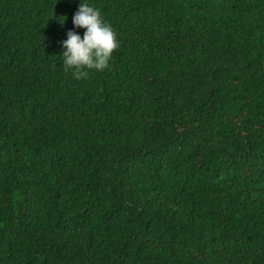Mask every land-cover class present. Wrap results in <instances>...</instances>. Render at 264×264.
Returning a JSON list of instances; mask_svg holds the SVG:
<instances>
[{"label": "trees", "instance_id": "trees-1", "mask_svg": "<svg viewBox=\"0 0 264 264\" xmlns=\"http://www.w3.org/2000/svg\"><path fill=\"white\" fill-rule=\"evenodd\" d=\"M0 264H264V0H0Z\"/></svg>", "mask_w": 264, "mask_h": 264}, {"label": "clouds", "instance_id": "clouds-1", "mask_svg": "<svg viewBox=\"0 0 264 264\" xmlns=\"http://www.w3.org/2000/svg\"><path fill=\"white\" fill-rule=\"evenodd\" d=\"M64 21L60 22L61 25ZM73 24L76 28H84L86 31L83 38L75 31H68V38L62 41V46L66 49L62 60L65 71L71 70L74 78L81 80L87 78V70L103 71L109 67L118 41L112 27L102 19L100 9L88 3H80L73 16Z\"/></svg>", "mask_w": 264, "mask_h": 264}]
</instances>
